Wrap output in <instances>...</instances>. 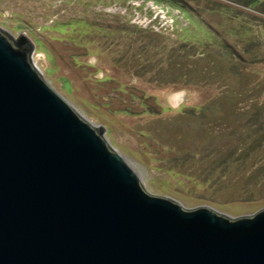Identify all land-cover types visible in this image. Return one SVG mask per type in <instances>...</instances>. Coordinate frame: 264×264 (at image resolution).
Instances as JSON below:
<instances>
[{
  "label": "rangeland",
  "instance_id": "374dc122",
  "mask_svg": "<svg viewBox=\"0 0 264 264\" xmlns=\"http://www.w3.org/2000/svg\"><path fill=\"white\" fill-rule=\"evenodd\" d=\"M0 30L147 192L264 208V0H0Z\"/></svg>",
  "mask_w": 264,
  "mask_h": 264
},
{
  "label": "water",
  "instance_id": "95a60500",
  "mask_svg": "<svg viewBox=\"0 0 264 264\" xmlns=\"http://www.w3.org/2000/svg\"><path fill=\"white\" fill-rule=\"evenodd\" d=\"M0 30V264H264V208L230 218L147 192Z\"/></svg>",
  "mask_w": 264,
  "mask_h": 264
}]
</instances>
